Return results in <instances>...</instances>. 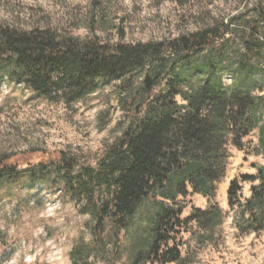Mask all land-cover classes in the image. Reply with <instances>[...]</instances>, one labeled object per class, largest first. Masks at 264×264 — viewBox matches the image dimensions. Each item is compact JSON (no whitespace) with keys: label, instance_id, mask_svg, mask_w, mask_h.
Masks as SVG:
<instances>
[{"label":"rangeland","instance_id":"obj_1","mask_svg":"<svg viewBox=\"0 0 264 264\" xmlns=\"http://www.w3.org/2000/svg\"><path fill=\"white\" fill-rule=\"evenodd\" d=\"M0 26L25 31L51 28L83 41L97 36L102 43L131 45L230 28L223 40L191 60L166 52L144 69L127 74L135 84L129 90L135 98L130 110L124 82L99 85L69 105L50 101L19 83L2 59L0 156L33 151L30 162L36 164L65 153L79 163L74 175L84 167L98 173V164L135 122L132 111L165 92L168 82L183 90L179 78L194 88L211 79L264 98V0H0ZM256 45L259 56L249 60L247 47ZM146 78L155 82L153 90L145 87ZM126 96L130 99L122 103ZM176 101L184 104L179 97ZM256 116L257 126L243 139L242 149L229 138L225 172L211 197L197 193L183 173L175 174L164 188L175 198L162 196L160 202L182 210L183 224L169 242L180 250V264H264V228L251 223L256 213L247 205L253 187L260 183L242 181L244 176H256V166L264 167V107ZM19 171L22 176L17 180L0 182V264H72L77 247L97 264H133L139 252L149 249L153 218L160 207L154 200L142 205L120 238L109 221L105 242L97 246L93 205L81 191L75 197L65 195L63 172L33 179L31 170ZM95 178L90 188L100 205L110 200L111 191L101 177ZM234 181L242 191L239 203L230 206ZM214 207L222 210V219L202 228L195 216Z\"/></svg>","mask_w":264,"mask_h":264},{"label":"trees","instance_id":"obj_2","mask_svg":"<svg viewBox=\"0 0 264 264\" xmlns=\"http://www.w3.org/2000/svg\"><path fill=\"white\" fill-rule=\"evenodd\" d=\"M230 34L226 26L206 29L169 42L150 44H109L92 36L85 41L62 36L51 28L30 31L0 26V61L12 68V76L19 83L50 101H65L71 105L99 85L124 82L126 89L135 84L127 79L134 69H144L148 63L169 52L183 60H191L207 46L213 47ZM248 58L259 56V45L247 47ZM161 59V58H160ZM161 72V71H160ZM159 72V73H160ZM183 90L168 82L166 91L144 100L132 111L135 122L123 138L98 164V173L91 167L82 168L74 175L79 163L60 153L48 159L31 163L36 152L0 156V182L8 178L17 180L24 170H31L33 179H48L50 171L64 173L66 193L75 197L81 191L93 205L94 244H103L110 221L118 237L124 233L138 210L148 200L159 204L153 218L149 249L139 252L133 264H180L182 254L177 247H170V236L179 226L182 210L165 207L162 196L174 200L173 193L166 195L164 188L177 173H183L197 193L211 197L214 184L225 172L226 150L229 138L242 149L243 139L257 126L256 112L264 107V98L251 92L225 88L207 80L194 88L187 80L179 78ZM144 85L154 88L155 82L146 78ZM153 90V89H152ZM151 90V91H152ZM134 102L133 91H129ZM126 96L122 103L130 98ZM184 104H178L176 99ZM132 102V103H131ZM126 107V106H125ZM128 107V106H127ZM263 141V140H262ZM256 176H244V182H259L253 187L248 207L256 213L251 223L264 228V167L256 166ZM101 177L111 191L108 202L98 205L90 188ZM58 184L53 181V186ZM242 187L234 181L229 190L230 206L239 203ZM195 216L204 229L218 224L223 217L220 208L198 211ZM72 264H97L90 256L75 248Z\"/></svg>","mask_w":264,"mask_h":264}]
</instances>
